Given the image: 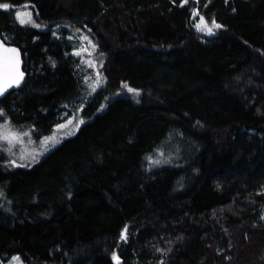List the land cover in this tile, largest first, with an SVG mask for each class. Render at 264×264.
I'll use <instances>...</instances> for the list:
<instances>
[{"label":"trees","instance_id":"trees-1","mask_svg":"<svg viewBox=\"0 0 264 264\" xmlns=\"http://www.w3.org/2000/svg\"><path fill=\"white\" fill-rule=\"evenodd\" d=\"M0 4L26 73L0 100L14 127L46 135L82 96L56 27L90 36L107 78L41 162L8 170L0 149V264H264V0ZM27 9L47 30L17 22ZM194 13L221 25L214 38ZM159 152L176 161L150 172Z\"/></svg>","mask_w":264,"mask_h":264},{"label":"rangeland","instance_id":"rangeland-1","mask_svg":"<svg viewBox=\"0 0 264 264\" xmlns=\"http://www.w3.org/2000/svg\"><path fill=\"white\" fill-rule=\"evenodd\" d=\"M18 13L21 14L19 19L17 18ZM27 13H30V18L28 15H25ZM200 17L201 16L196 13L193 18L194 30L208 39L214 38L217 35L214 28L211 35L207 34L206 29L201 31L196 28V24L199 23ZM16 20L23 26H29L43 31L47 30V26L40 23L30 9L18 11L16 13ZM21 21L24 22L21 23ZM33 22L39 25V27L33 26ZM66 25L56 27L53 34L56 38H60L62 35L61 32L66 28L68 29L69 34L67 37L72 42L73 54L77 57L79 63L77 74L83 86L82 96L76 104L66 107L60 115L61 119L54 125L50 133L42 136H39L36 129L33 127L18 129L14 127L11 122L6 120L4 115L0 116V126L7 125L12 132L18 134L20 137L18 141L14 142L11 150H9V145L6 142L0 140V149L8 158L4 163L8 170L27 168L39 163L65 140L73 137L83 125L90 121L89 118L83 116L85 107L91 101L92 97L107 85L105 60L99 53L98 47L93 39L84 31L71 25L66 27ZM207 26L210 27L208 24ZM85 37H87V39H84ZM78 51H80V55L75 54ZM89 61H91L92 66H89ZM106 109L107 106H103L99 113L105 112ZM0 112H3V110L0 109ZM80 121H83V123H80ZM59 125H64V127H58ZM175 161L176 154H162L159 152L158 155L151 159L149 171L152 172L165 166L173 165ZM17 257L18 256L13 257L7 264H23L20 257H18L19 259H15Z\"/></svg>","mask_w":264,"mask_h":264},{"label":"snow or ice","instance_id":"snow-or-ice-1","mask_svg":"<svg viewBox=\"0 0 264 264\" xmlns=\"http://www.w3.org/2000/svg\"><path fill=\"white\" fill-rule=\"evenodd\" d=\"M9 7L10 6L8 4H0V8L8 9ZM20 15V13L17 14L18 19ZM25 15H28L30 18V13H27ZM23 22L24 21H21V23ZM211 25V27H208L204 17H200V21L198 24H196V28L201 31L206 29L207 34L211 35L213 32V28L219 29L221 27V25L216 23L214 20L211 22ZM33 26L39 27V25H36L34 22ZM84 39H87V37H85ZM75 54L80 55V51L76 52ZM20 63L21 61L18 49L5 47L4 44L0 42V95L6 92L7 89L12 87L13 85L18 86L23 79L24 73L20 70ZM88 64L89 66H92L91 61H89ZM129 91L131 92L134 90L129 88ZM138 94L139 93H137V95ZM2 115H4L3 112H0V116ZM80 123H83V121H80ZM58 127L62 128L64 127V125H59ZM19 139V135L12 132L7 125L0 126V140L6 142L9 145V150H11L14 142L18 141ZM15 259L19 258L17 257ZM113 259L116 261V264H119V257H117L115 254H113Z\"/></svg>","mask_w":264,"mask_h":264},{"label":"water","instance_id":"water-1","mask_svg":"<svg viewBox=\"0 0 264 264\" xmlns=\"http://www.w3.org/2000/svg\"><path fill=\"white\" fill-rule=\"evenodd\" d=\"M74 26V25H72ZM0 42H2L4 44L5 47H10V48H16L14 46H9L7 45L1 38H0ZM18 49V48H16ZM19 51V54H20V70L24 73V77L23 79L21 80V82L19 83V85H13L12 87L8 88L6 92H4L2 95H0V100H2L4 97H6L8 94H10L11 92H14V91H17L23 84H24V81L26 79V73L24 72V59H23V55H22V52L18 49ZM126 232H127V228H125L124 230V237H126ZM116 263V261H115ZM119 264H121L120 260H119Z\"/></svg>","mask_w":264,"mask_h":264},{"label":"crops","instance_id":"crops-1","mask_svg":"<svg viewBox=\"0 0 264 264\" xmlns=\"http://www.w3.org/2000/svg\"><path fill=\"white\" fill-rule=\"evenodd\" d=\"M41 162V161H40Z\"/></svg>","mask_w":264,"mask_h":264}]
</instances>
